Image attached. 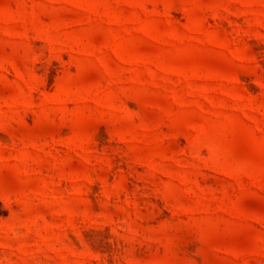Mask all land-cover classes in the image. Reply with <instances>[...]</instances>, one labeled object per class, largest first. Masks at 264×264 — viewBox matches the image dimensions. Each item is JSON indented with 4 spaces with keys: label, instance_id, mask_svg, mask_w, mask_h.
<instances>
[{
    "label": "rangeland",
    "instance_id": "obj_1",
    "mask_svg": "<svg viewBox=\"0 0 264 264\" xmlns=\"http://www.w3.org/2000/svg\"><path fill=\"white\" fill-rule=\"evenodd\" d=\"M0 264H264V0H0Z\"/></svg>",
    "mask_w": 264,
    "mask_h": 264
}]
</instances>
